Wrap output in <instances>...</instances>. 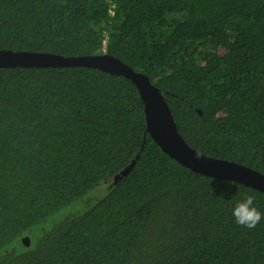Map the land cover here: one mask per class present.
<instances>
[{"label": "trees", "instance_id": "1", "mask_svg": "<svg viewBox=\"0 0 264 264\" xmlns=\"http://www.w3.org/2000/svg\"><path fill=\"white\" fill-rule=\"evenodd\" d=\"M0 48L118 57L193 148L264 173V0H0ZM248 195L264 212L263 192L165 153L130 79L0 67V264H264V220L232 216Z\"/></svg>", "mask_w": 264, "mask_h": 264}, {"label": "water", "instance_id": "2", "mask_svg": "<svg viewBox=\"0 0 264 264\" xmlns=\"http://www.w3.org/2000/svg\"><path fill=\"white\" fill-rule=\"evenodd\" d=\"M17 66H86L130 79L138 87L143 100L147 130L165 153L197 173L233 180L264 193V173L233 160L203 154L193 148L179 132L172 110L161 90L148 75L133 69L120 58L109 53L66 56L45 51L0 48V67ZM134 163L135 161L122 175L127 174ZM22 241L26 246L30 245L29 236H24Z\"/></svg>", "mask_w": 264, "mask_h": 264}, {"label": "clouds", "instance_id": "3", "mask_svg": "<svg viewBox=\"0 0 264 264\" xmlns=\"http://www.w3.org/2000/svg\"><path fill=\"white\" fill-rule=\"evenodd\" d=\"M254 201L255 196L248 195L242 201H238L232 209L235 222L247 229H254L264 220V212L254 206Z\"/></svg>", "mask_w": 264, "mask_h": 264}, {"label": "rangeland", "instance_id": "4", "mask_svg": "<svg viewBox=\"0 0 264 264\" xmlns=\"http://www.w3.org/2000/svg\"><path fill=\"white\" fill-rule=\"evenodd\" d=\"M114 181H115V178L110 177V178L106 179L103 183H101L100 185L93 188L89 192V194L87 195V200L89 201V200L99 199V198L103 197L109 191L108 188L114 183ZM83 205H85V203H83ZM73 207H74L73 205L72 206L70 205V206L64 208L63 210L55 213L51 217L55 218L56 216L57 217L66 216L69 213V209H71Z\"/></svg>", "mask_w": 264, "mask_h": 264}, {"label": "built area", "instance_id": "5", "mask_svg": "<svg viewBox=\"0 0 264 264\" xmlns=\"http://www.w3.org/2000/svg\"><path fill=\"white\" fill-rule=\"evenodd\" d=\"M104 44L106 45V41L104 42Z\"/></svg>", "mask_w": 264, "mask_h": 264}]
</instances>
